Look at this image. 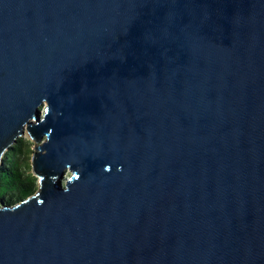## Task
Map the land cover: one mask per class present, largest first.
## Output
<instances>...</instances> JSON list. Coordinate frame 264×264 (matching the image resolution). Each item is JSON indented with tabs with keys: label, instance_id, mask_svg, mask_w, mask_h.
Masks as SVG:
<instances>
[{
	"label": "water",
	"instance_id": "water-1",
	"mask_svg": "<svg viewBox=\"0 0 264 264\" xmlns=\"http://www.w3.org/2000/svg\"><path fill=\"white\" fill-rule=\"evenodd\" d=\"M26 133L0 264H264V0H0Z\"/></svg>",
	"mask_w": 264,
	"mask_h": 264
},
{
	"label": "trees",
	"instance_id": "trees-1",
	"mask_svg": "<svg viewBox=\"0 0 264 264\" xmlns=\"http://www.w3.org/2000/svg\"><path fill=\"white\" fill-rule=\"evenodd\" d=\"M33 143L21 137L4 154L0 166V203L13 206L38 191V179L33 175L30 157Z\"/></svg>",
	"mask_w": 264,
	"mask_h": 264
},
{
	"label": "rangeland",
	"instance_id": "rangeland-1",
	"mask_svg": "<svg viewBox=\"0 0 264 264\" xmlns=\"http://www.w3.org/2000/svg\"><path fill=\"white\" fill-rule=\"evenodd\" d=\"M23 138H25V139H29V140L33 143V145H32V153H33V151H34V149L36 148L37 145H35L34 142L30 139L29 134L26 133V134L23 136ZM31 157H32V154H31ZM31 157H30V162H31ZM67 176H69V174H68Z\"/></svg>",
	"mask_w": 264,
	"mask_h": 264
}]
</instances>
